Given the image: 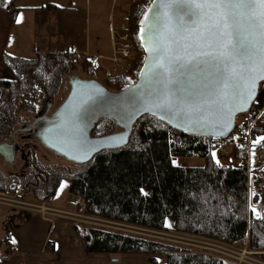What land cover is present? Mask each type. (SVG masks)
I'll return each instance as SVG.
<instances>
[{
  "label": "trees",
  "instance_id": "16d2710c",
  "mask_svg": "<svg viewBox=\"0 0 264 264\" xmlns=\"http://www.w3.org/2000/svg\"><path fill=\"white\" fill-rule=\"evenodd\" d=\"M154 1L141 0L130 7L128 22L139 57L129 76L86 81L100 82L112 92H120L137 82L146 62L141 25L146 9ZM6 9L8 0H0V10ZM28 10L57 12L65 8L54 3L12 8L8 11L11 22ZM0 60L9 75L8 79H0V140L7 142L24 125L34 122L44 101L59 95L67 77L76 72L78 57L70 50L40 52L33 58L3 51ZM81 68L95 74L88 61ZM85 89L86 86L78 87L70 98L71 87L67 99L55 111L68 109L72 113L85 96ZM241 116L249 124L254 122V135L264 137V82L252 107L242 112L237 121ZM117 129L123 131L114 120L102 119L91 131V137L114 135ZM201 138L204 137L175 129L156 116L144 115L133 124L125 146L99 151L80 173L71 175L35 165L31 174L12 175L7 180L0 176V191L22 189L41 201L52 202L63 180L68 178L76 209L87 216L240 247L248 244L252 251L264 253V217L256 219L250 208L248 168L243 153L235 150L230 156L234 163L229 160L227 165L217 164L207 155L205 147L197 144ZM189 157L203 158L205 165L178 163L180 158ZM73 228L87 254H144L149 256L150 264H229L197 250L142 235L76 223ZM7 234L2 245L11 250L14 243L10 233ZM158 257H164L163 261Z\"/></svg>",
  "mask_w": 264,
  "mask_h": 264
},
{
  "label": "snow or ice",
  "instance_id": "6c2138e0",
  "mask_svg": "<svg viewBox=\"0 0 264 264\" xmlns=\"http://www.w3.org/2000/svg\"><path fill=\"white\" fill-rule=\"evenodd\" d=\"M144 20L155 107L192 116L254 99L264 81V0H155Z\"/></svg>",
  "mask_w": 264,
  "mask_h": 264
},
{
  "label": "rangeland",
  "instance_id": "374dc122",
  "mask_svg": "<svg viewBox=\"0 0 264 264\" xmlns=\"http://www.w3.org/2000/svg\"><path fill=\"white\" fill-rule=\"evenodd\" d=\"M26 4H28L31 8L40 7L45 5L46 3H54L60 6L61 8L71 9L74 10L76 13L72 16L80 18V31L82 34V42H79L77 46V50H84L86 39L91 40L90 50L92 52H96L97 48L94 43L99 37L104 39L105 41V48L106 51H102V53H97V55H102L106 58L105 66L102 70L95 72L94 75H91L85 72L81 65L86 63L87 61L80 58L82 57H93L95 54L91 53V51H82L79 52L77 57V70L72 76H77L82 80H93L96 78L99 81H105L107 78V71L113 69H120V71L126 72L127 69L130 70L134 61L139 57V51L136 48V45L133 40V35L131 32V28L128 22V16L130 12V7L141 0H24ZM27 5V6H28ZM36 11V10H35ZM43 12L44 18L42 22V27L44 29L47 28V15L51 13L52 15H56L58 12L54 11H47V10H38ZM62 11V10H61ZM62 16V15H61ZM66 17V16H64ZM111 21L112 26L119 27L125 26L126 30L128 31V35H130L129 39L131 43L134 45V52L131 58L127 60V63H123L120 65H114L111 61L113 55L115 53L114 44L111 48V36H110V28L109 22ZM78 22L76 20V26ZM113 42H116V39L113 36ZM111 48V49H110ZM104 52V53H103ZM102 68V67H101ZM70 76L67 77L66 86H63V89L59 93L57 97L52 99L53 107L51 109L50 115L55 112V110L67 99L70 90ZM248 123L247 120L243 116L237 121V123ZM117 129L115 132L120 133ZM115 133V134H116ZM19 134L16 140L18 141L17 144L19 145V150L16 156V160L14 163H7L5 161L4 156L0 155V176L3 177L5 180L10 178L12 175L22 176L24 174H31L34 170L35 165L40 166L41 168L45 169H52L56 170V172H66L71 175H76L80 173V171L85 170L87 167L88 161L76 162L65 157H58L54 152L47 149L41 142L37 140L29 139V136L32 135L31 132L25 133L24 132H15L14 135ZM23 134V135H22ZM13 135V137H14ZM24 138H23V137ZM28 137V138H27ZM25 139V141H21L20 139ZM264 141V139H262ZM9 143L12 144L13 140H8L4 142L0 140V144ZM21 152V153H20ZM212 158V157H211ZM217 164L227 165L229 160L231 163L235 161L231 159L228 154H220L215 152L212 158ZM36 163V164H35ZM178 163L182 166H197L201 167L205 165V159L203 158H188V159H179ZM69 184L70 179H64L62 182L61 187L59 188L56 198L52 202L48 201H41L40 199L36 198L33 193H23L19 200V203L11 202V197L7 198L9 202H3L0 204V254L5 255L8 254L9 250L7 247L2 245V240L6 237L8 232H10L13 224L18 222L20 219L27 217L30 214H45L49 216H57V215H64L65 217L69 218L70 221L74 224H79L81 226H96L112 231H121L126 232L134 235H142L149 238H153L156 240H160L163 242L180 245L183 247H187L191 250L200 249L198 246L200 244L194 242L195 236L182 234L175 231L170 232H161V231H154L144 228H139L123 223H116L107 221L104 219L96 218L87 216L82 214L76 209L75 199L69 193ZM16 198V196H14ZM254 201L257 204L254 205L256 209V214L259 213L258 216L264 215V196H254ZM14 201V200H12ZM23 203H28L23 204ZM46 207L48 210L42 212L41 209ZM253 208V206H252ZM15 218V219H14ZM74 229V228H73ZM75 232V231H74ZM76 234V233H75ZM77 235V234H76ZM82 241V240H81ZM83 242V241H82ZM84 244V243H83ZM230 245V244H228ZM233 249H237L240 252V255L244 253V249L248 248V244L244 247L230 245ZM204 248V246H203ZM205 250L206 249H202ZM240 255H236L238 259H240ZM115 256V255H114ZM117 256V255H116ZM248 264H261L258 261L248 260ZM230 264V263H229Z\"/></svg>",
  "mask_w": 264,
  "mask_h": 264
},
{
  "label": "water",
  "instance_id": "95a60500",
  "mask_svg": "<svg viewBox=\"0 0 264 264\" xmlns=\"http://www.w3.org/2000/svg\"><path fill=\"white\" fill-rule=\"evenodd\" d=\"M11 9L12 7L9 8V10ZM148 15L151 16V13ZM144 23H146L145 20L142 24ZM141 40L145 49L146 38H141ZM145 54L146 62L139 78L129 88L120 92H112L100 82L92 83L72 76L70 78L72 87L70 98H73L78 87L86 86L85 96L75 105L73 112L69 113L68 109H58L50 115L53 101L46 100L42 103L41 111L35 117L34 122L24 125L19 131L32 132L29 139L41 142L58 157H65L76 162L88 161L96 153L106 148L125 146L128 143L133 124L144 115L156 116L173 128L187 134L204 138H225L235 128L238 116L252 107L259 87L264 82H259L253 100L246 103H241L239 100L230 101L231 111L228 109L213 110L206 113H194L192 116L172 117L154 106L152 91L156 85L148 77V66L151 61L148 52L145 51ZM200 116H204V120L196 122ZM102 119L114 120L123 131L107 137L92 138L91 131ZM19 149L15 134L12 144H0V155L4 156L7 163H14Z\"/></svg>",
  "mask_w": 264,
  "mask_h": 264
},
{
  "label": "crops",
  "instance_id": "0c3cea01",
  "mask_svg": "<svg viewBox=\"0 0 264 264\" xmlns=\"http://www.w3.org/2000/svg\"><path fill=\"white\" fill-rule=\"evenodd\" d=\"M27 5L24 0H13L8 2V9L0 10V58L3 51L26 58L47 51L70 50L76 56L79 52L91 51L89 39H86L84 50H77L82 42L81 21L72 16L76 12L70 8L57 11L56 15L49 13L45 32L42 27L44 11H23L19 15L21 21L12 23L9 8H31ZM109 28L112 48L114 27L111 21ZM94 45L98 47L96 52L91 51L95 56L106 51L101 37ZM8 78L0 60V79ZM9 233L12 241L15 240L14 248L8 254H0V264H150L149 256L144 254H87L74 232L73 223L64 215L30 214L14 223ZM163 259L158 257L159 261Z\"/></svg>",
  "mask_w": 264,
  "mask_h": 264
},
{
  "label": "built area",
  "instance_id": "2783aa9c",
  "mask_svg": "<svg viewBox=\"0 0 264 264\" xmlns=\"http://www.w3.org/2000/svg\"><path fill=\"white\" fill-rule=\"evenodd\" d=\"M128 31L125 26L115 27L113 29V35L116 39L114 42L115 53L111 61L114 65H120L127 63V60L132 57L134 52V45L129 39L130 35L126 34ZM85 61H88L95 72L102 70L105 66L106 58L102 55H97L93 57H82L81 54L78 55ZM102 67V68H101ZM107 78L116 77L118 75L129 76V70L126 72L120 71V69H111L106 72ZM254 122L242 123L236 122L233 131L225 138H201L197 141V144H201L205 147L207 155L213 158L215 152L220 154H228L232 156L235 150L243 153L245 157V163L248 168V189H249V200L250 208L253 210L254 205L257 204L254 201V196H264V141L260 138L262 136L254 135L252 132ZM189 158H199V157H189ZM188 159V158H180ZM25 193L22 189H17L15 192H1L0 191V204L3 202H9L8 197L11 202L19 203L22 194ZM16 196V198L14 197ZM27 204L28 203H23ZM253 206V208H252ZM48 209L42 206L41 211L45 212ZM256 219H261L263 216H258L254 213ZM194 242L200 244L197 251L209 255L218 259L223 260L225 263L230 264H248V260H256L261 264H264V259L261 258L264 255L263 252L252 251L251 249L245 248L244 253L240 255V251L233 249L230 245L219 242L213 239H206L202 237L195 236ZM204 246V248H203ZM202 249H206L202 250ZM240 255V259L236 257Z\"/></svg>",
  "mask_w": 264,
  "mask_h": 264
},
{
  "label": "flooded vegetation",
  "instance_id": "af4514ba",
  "mask_svg": "<svg viewBox=\"0 0 264 264\" xmlns=\"http://www.w3.org/2000/svg\"><path fill=\"white\" fill-rule=\"evenodd\" d=\"M52 114H53V113H52ZM52 114H51V115H52ZM31 133H32V132H31ZM18 136H20V135L18 134L16 138H18ZM22 137H23V136H22ZM17 140H18V139H17ZM17 142H18V141H17ZM73 150H75V149H73ZM19 151L22 152V150H19ZM21 152H20V153H21ZM71 154H72V152H71Z\"/></svg>",
  "mask_w": 264,
  "mask_h": 264
}]
</instances>
